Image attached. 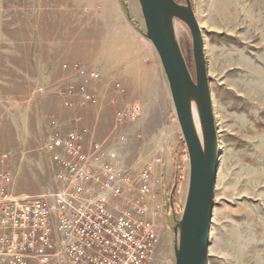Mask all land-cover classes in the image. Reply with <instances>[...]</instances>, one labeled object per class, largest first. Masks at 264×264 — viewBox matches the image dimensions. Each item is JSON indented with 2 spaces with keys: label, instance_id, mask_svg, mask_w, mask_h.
Listing matches in <instances>:
<instances>
[{
  "label": "rangeland",
  "instance_id": "obj_1",
  "mask_svg": "<svg viewBox=\"0 0 264 264\" xmlns=\"http://www.w3.org/2000/svg\"><path fill=\"white\" fill-rule=\"evenodd\" d=\"M190 1L204 38L221 153L209 264H264V0ZM176 23L195 76L191 34ZM145 33L138 0H0V175L10 177L9 200L66 193L85 208L87 196L76 195L72 183L76 169L111 178L121 194L96 182L84 188L103 192L112 264H175L174 228L188 193L183 133ZM70 133L80 137V159L62 147L49 150ZM71 219L75 225L79 216ZM49 222V260L30 254L21 264H72L61 247L73 239L55 215ZM13 262L0 256V264Z\"/></svg>",
  "mask_w": 264,
  "mask_h": 264
},
{
  "label": "water",
  "instance_id": "obj_2",
  "mask_svg": "<svg viewBox=\"0 0 264 264\" xmlns=\"http://www.w3.org/2000/svg\"><path fill=\"white\" fill-rule=\"evenodd\" d=\"M145 37L163 65L189 159V185L181 219L174 228L175 264H209L220 150L207 74L205 43L190 0H138ZM192 38L194 75L181 51L175 23ZM198 116L199 129L194 122Z\"/></svg>",
  "mask_w": 264,
  "mask_h": 264
},
{
  "label": "built area",
  "instance_id": "obj_3",
  "mask_svg": "<svg viewBox=\"0 0 264 264\" xmlns=\"http://www.w3.org/2000/svg\"><path fill=\"white\" fill-rule=\"evenodd\" d=\"M87 98L90 99V97ZM61 147L73 159L82 157L80 137L76 133H70L66 141L56 137L49 150ZM94 151L97 153L100 148L96 146ZM55 160L62 162L59 156H56ZM103 171L108 175L115 173L113 167L109 165H104ZM152 171L151 167L146 171V180L150 178ZM105 179L101 180L94 174L90 175L85 167L80 166L76 169L72 177L75 194L86 195L88 198L85 208H79L66 193L28 198L22 204L11 200L13 201L11 204L7 193L10 177L0 175V256L6 255L13 258V264H21L30 254L44 262L49 260L47 251L53 246L49 219L55 215L59 220V229L65 236L73 239L71 243H63L61 247V254L72 264H112L108 258L109 241L105 237L108 232L106 228L108 212L103 192L94 195L84 188V183L96 182L100 183L104 192L121 194V189L113 183L111 178ZM142 189H147V183L142 186ZM73 215L79 216L75 225H72L71 216ZM6 231H10V234ZM155 242V234L150 233L149 245L152 246Z\"/></svg>",
  "mask_w": 264,
  "mask_h": 264
},
{
  "label": "bare ground",
  "instance_id": "obj_4",
  "mask_svg": "<svg viewBox=\"0 0 264 264\" xmlns=\"http://www.w3.org/2000/svg\"><path fill=\"white\" fill-rule=\"evenodd\" d=\"M175 30H176L178 36H180L181 34H183V33H181V29H180V27H179V25L177 23H175ZM194 122L196 124V127L199 129V120H198V116L195 115V113H194Z\"/></svg>",
  "mask_w": 264,
  "mask_h": 264
},
{
  "label": "crops",
  "instance_id": "obj_5",
  "mask_svg": "<svg viewBox=\"0 0 264 264\" xmlns=\"http://www.w3.org/2000/svg\"><path fill=\"white\" fill-rule=\"evenodd\" d=\"M10 118H11L10 116L7 117V125H6V127H8V130H9L10 132H12V130L10 129V127H12V123H13V121H12ZM5 132H7V130L4 131L3 134H4ZM10 132H9V133H10ZM7 137H10V139L12 138L11 136H7ZM6 139H8V138H6ZM55 261H57V260H55Z\"/></svg>",
  "mask_w": 264,
  "mask_h": 264
},
{
  "label": "trees",
  "instance_id": "obj_6",
  "mask_svg": "<svg viewBox=\"0 0 264 264\" xmlns=\"http://www.w3.org/2000/svg\"><path fill=\"white\" fill-rule=\"evenodd\" d=\"M178 4H181L183 0H175ZM177 174V173H176Z\"/></svg>",
  "mask_w": 264,
  "mask_h": 264
}]
</instances>
